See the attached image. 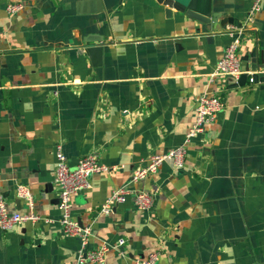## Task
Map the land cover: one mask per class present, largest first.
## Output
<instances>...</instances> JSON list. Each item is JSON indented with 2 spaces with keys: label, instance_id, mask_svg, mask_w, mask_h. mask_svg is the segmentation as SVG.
I'll list each match as a JSON object with an SVG mask.
<instances>
[{
  "label": "crops",
  "instance_id": "obj_1",
  "mask_svg": "<svg viewBox=\"0 0 264 264\" xmlns=\"http://www.w3.org/2000/svg\"><path fill=\"white\" fill-rule=\"evenodd\" d=\"M86 1L0 0V192L9 212L26 213L15 195L26 186L33 213L50 221L0 231V264L76 263L79 240L63 236L53 201L57 144L70 167L95 153L109 168L71 203L91 230L87 250L125 239L126 257L110 249L103 264L155 253L156 264H264V75L243 86L207 78L231 24L205 25L157 0H100L95 14ZM11 3L23 6L14 16ZM251 3L211 0V8L237 24ZM89 35L102 42L85 43ZM97 44L91 58L85 49ZM251 54L263 68L264 0L238 50L243 67ZM202 94L224 107L186 145L183 167L163 163L131 186L152 194L153 207L139 211L129 197L100 213L150 156L183 142Z\"/></svg>",
  "mask_w": 264,
  "mask_h": 264
},
{
  "label": "built area",
  "instance_id": "obj_2",
  "mask_svg": "<svg viewBox=\"0 0 264 264\" xmlns=\"http://www.w3.org/2000/svg\"><path fill=\"white\" fill-rule=\"evenodd\" d=\"M262 2L263 0H252L245 19L236 25L230 26L228 32L230 43L216 62L212 73L207 75L210 81L214 78H223L225 80L232 79L236 82L242 75H246L247 80L250 83H254L256 82L254 76L264 75V68L244 71L238 56V50L244 34L249 28L254 29L255 17L261 11ZM22 8L23 6L20 3H11L5 6V12L8 16H14ZM223 107V102L217 97L208 94L198 96L196 98L194 119L184 136L183 142L163 154L150 156L142 167L132 172L126 185L112 191L101 206L100 213L110 214L117 205L124 204L129 197L132 198L137 210H150L154 204V196L147 192H134L131 186L155 174L163 163H169L173 169H181L186 156V145L190 140L203 133L205 125L213 122ZM53 154L55 159L53 183L54 192L58 200L56 204L59 213L58 223L63 236L79 240V250L75 264H103L105 254L110 249L115 250L120 257H126V253L123 250L126 241L123 238L118 239L112 246L104 244L96 250H87L91 230L73 219L71 214L73 196L90 188L89 178L91 175L107 171L109 168L98 163L95 153L81 157L74 167H70L60 144L55 146ZM15 195L25 203L28 212H9L5 199L0 192V231L8 232L16 226L24 223H35L40 220L45 223L50 222L33 213L34 200L26 186L17 185ZM157 258L158 254L155 253L145 260L141 259L135 262L136 264H156Z\"/></svg>",
  "mask_w": 264,
  "mask_h": 264
},
{
  "label": "water",
  "instance_id": "obj_3",
  "mask_svg": "<svg viewBox=\"0 0 264 264\" xmlns=\"http://www.w3.org/2000/svg\"><path fill=\"white\" fill-rule=\"evenodd\" d=\"M91 2L94 3V9L89 11V12H86V13L95 14V13H99L102 11V6H101L100 0H88L85 2V5L88 7ZM157 2L159 4H162L163 6H166L169 9H173L175 12H177L178 14H181L185 18H189L192 20L199 21L205 25H209L210 23H218V22H219V24H222V25L223 24H231L232 25L234 23V19L231 17L219 19L220 15L218 13L212 12L211 0H206V2L202 1V0H157ZM238 23L239 22H237V24ZM233 25H236V24L234 23ZM91 36L89 35L88 36L89 39L84 40V42L87 44L101 43L102 42L101 36H97V38L95 40L90 39ZM102 48H103L102 44H97L96 46L87 47L85 49V52L91 58H97L99 56V54L101 53ZM250 57L252 58L251 59V66L248 67L244 63V67L242 64L243 70L247 71L250 69L251 71H254V70L260 69V68H258L259 64L256 63L257 58H255L254 54H251ZM260 64H264L262 59L260 60ZM263 77H261V78H263ZM246 80H247V76L242 75L236 82H234V80H232V79H228L227 81L230 83L238 84L239 86H243L245 84ZM254 80L256 82H258L259 76H254ZM53 201H54V203L57 204L58 200L56 198Z\"/></svg>",
  "mask_w": 264,
  "mask_h": 264
}]
</instances>
